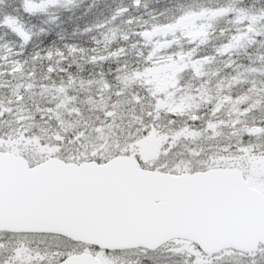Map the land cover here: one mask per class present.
<instances>
[{"label":"snow or ice","instance_id":"1","mask_svg":"<svg viewBox=\"0 0 264 264\" xmlns=\"http://www.w3.org/2000/svg\"><path fill=\"white\" fill-rule=\"evenodd\" d=\"M0 264H264V0H0Z\"/></svg>","mask_w":264,"mask_h":264}]
</instances>
